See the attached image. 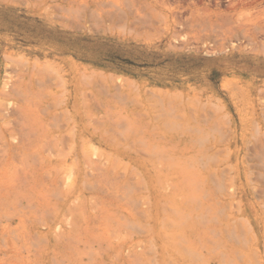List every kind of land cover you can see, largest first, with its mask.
<instances>
[{"label":"rangeland","instance_id":"obj_1","mask_svg":"<svg viewBox=\"0 0 264 264\" xmlns=\"http://www.w3.org/2000/svg\"><path fill=\"white\" fill-rule=\"evenodd\" d=\"M0 264H264V0H0Z\"/></svg>","mask_w":264,"mask_h":264}]
</instances>
